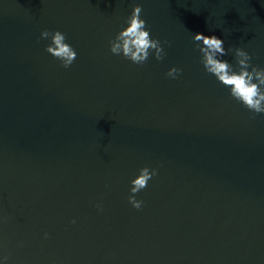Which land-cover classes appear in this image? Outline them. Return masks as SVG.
I'll return each instance as SVG.
<instances>
[{"label": "water", "instance_id": "water-1", "mask_svg": "<svg viewBox=\"0 0 264 264\" xmlns=\"http://www.w3.org/2000/svg\"><path fill=\"white\" fill-rule=\"evenodd\" d=\"M137 4L162 61L110 51ZM197 33L264 67V0H0V264H264V114L204 70Z\"/></svg>", "mask_w": 264, "mask_h": 264}, {"label": "clouds", "instance_id": "clouds-1", "mask_svg": "<svg viewBox=\"0 0 264 264\" xmlns=\"http://www.w3.org/2000/svg\"><path fill=\"white\" fill-rule=\"evenodd\" d=\"M142 5H135L130 16L124 20L126 27L109 40L110 51L114 55H122L137 65H143L154 54L158 61L166 55L163 44L170 45L165 40L153 39L147 23L141 18ZM42 39L50 40L46 51L61 62L64 68H69L77 58V52L71 44L67 43L66 34L60 30H43ZM194 43L201 53V63L204 70L216 77L217 81L230 89V96L243 107L255 114H264V67L252 64V56L243 47L225 49L224 41L216 35L206 36L203 33L194 34ZM202 42V43H200ZM229 53L234 54L235 66L222 57ZM182 74V69L172 67L167 76L177 78ZM157 175V170L149 167L140 169L139 175L131 181V194L129 203L140 209L143 201L137 200L136 195L147 187L149 180ZM102 210L101 205H97ZM75 223V220H73ZM45 233V237H47ZM6 260L7 257H4Z\"/></svg>", "mask_w": 264, "mask_h": 264}]
</instances>
